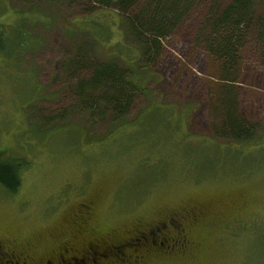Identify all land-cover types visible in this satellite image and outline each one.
Returning a JSON list of instances; mask_svg holds the SVG:
<instances>
[{
  "label": "rangeland",
  "instance_id": "1",
  "mask_svg": "<svg viewBox=\"0 0 264 264\" xmlns=\"http://www.w3.org/2000/svg\"><path fill=\"white\" fill-rule=\"evenodd\" d=\"M209 1L164 41L114 126L108 113L82 109L64 67L85 42L96 60L118 59L116 12L91 0H0V26L26 17L34 44L14 61L0 53V160L22 162L15 192L0 187V238L47 256L188 211L189 246L138 264H264V65L253 45L243 48L237 101L256 125L252 140L216 136L214 65L194 44Z\"/></svg>",
  "mask_w": 264,
  "mask_h": 264
},
{
  "label": "trees",
  "instance_id": "2",
  "mask_svg": "<svg viewBox=\"0 0 264 264\" xmlns=\"http://www.w3.org/2000/svg\"><path fill=\"white\" fill-rule=\"evenodd\" d=\"M63 1L67 0H59ZM257 1L228 0L221 5L210 0L194 36V44L203 47L214 65L212 77L216 81L208 88L212 130L216 136L236 141L252 140L256 128L239 113L236 82L241 51L246 45H253L264 65V8L258 11ZM91 2L112 8L119 17L123 42L113 46L118 59L96 60L85 42L77 46L76 55L67 61L64 70L68 77L76 79L78 103L85 104L82 109L94 116L108 113L116 126L125 122L134 95L142 89L140 84L147 79L148 68L162 52L164 41L203 0ZM29 22L20 16L14 24L0 26V53L4 57L14 61L32 48L33 40L26 30ZM88 26L84 30L92 34L93 25ZM21 164L16 159L0 160V187L7 193L15 192L19 186Z\"/></svg>",
  "mask_w": 264,
  "mask_h": 264
},
{
  "label": "flooded vegetation",
  "instance_id": "3",
  "mask_svg": "<svg viewBox=\"0 0 264 264\" xmlns=\"http://www.w3.org/2000/svg\"><path fill=\"white\" fill-rule=\"evenodd\" d=\"M194 214L184 211L137 227L120 241H91L74 247L71 243L47 256L34 257L30 248L16 247L0 238V264H138L149 254L177 255L188 246L185 223Z\"/></svg>",
  "mask_w": 264,
  "mask_h": 264
}]
</instances>
